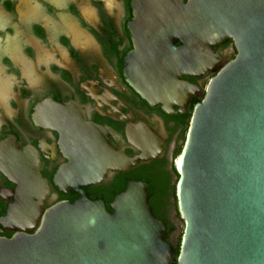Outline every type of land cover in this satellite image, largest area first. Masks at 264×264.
Masks as SVG:
<instances>
[{
  "label": "water",
  "instance_id": "obj_1",
  "mask_svg": "<svg viewBox=\"0 0 264 264\" xmlns=\"http://www.w3.org/2000/svg\"><path fill=\"white\" fill-rule=\"evenodd\" d=\"M131 8L128 82L151 102L199 98L173 161L177 252L148 203L147 183L127 181L111 211L79 190L159 149L130 158L76 103L50 101L38 105L39 116L59 131L70 159L55 181L81 197L45 208L47 182L25 151L10 171L28 210L9 214L22 232L0 238V264H264V0H131ZM228 39L235 55L219 62L212 46ZM208 71L201 95L181 80Z\"/></svg>",
  "mask_w": 264,
  "mask_h": 264
},
{
  "label": "flooded vegetation",
  "instance_id": "obj_2",
  "mask_svg": "<svg viewBox=\"0 0 264 264\" xmlns=\"http://www.w3.org/2000/svg\"><path fill=\"white\" fill-rule=\"evenodd\" d=\"M0 15L10 19L0 28V238L22 232L9 221L10 213L28 210L20 177L10 170L25 151L38 158L47 182L45 208L81 197L74 187L55 181L70 159L59 131L39 116L37 107L45 102L76 103L87 121L105 130L108 145L130 158L159 149L155 158L140 159L125 172L110 170L100 183L80 187L90 200H103L111 211L121 180H135L147 183L149 201V181L157 178L166 181L171 199L177 179L173 161L199 98L151 102L128 82L125 56L134 49L131 0H0ZM212 50L219 62L236 52L230 39ZM212 75L181 80L197 86L201 95ZM30 202L35 210L36 199ZM166 212L177 222L172 207Z\"/></svg>",
  "mask_w": 264,
  "mask_h": 264
},
{
  "label": "trees",
  "instance_id": "obj_3",
  "mask_svg": "<svg viewBox=\"0 0 264 264\" xmlns=\"http://www.w3.org/2000/svg\"><path fill=\"white\" fill-rule=\"evenodd\" d=\"M178 153H176L177 155ZM177 176V174H176ZM167 183L162 178H157L153 181H149V192L152 194V198L148 201L153 214L158 219H161L165 222L166 226L169 228V232L166 235L165 241L168 242L175 248V251L178 250L180 234L182 231V221L179 218L178 212L176 210L175 196L172 192L171 199L166 196L167 193ZM125 187V181L121 180L120 187L117 191L120 192ZM168 207H172L175 212V219L168 216L166 210ZM111 210V209H110ZM179 224H181L179 226Z\"/></svg>",
  "mask_w": 264,
  "mask_h": 264
},
{
  "label": "clouds",
  "instance_id": "obj_4",
  "mask_svg": "<svg viewBox=\"0 0 264 264\" xmlns=\"http://www.w3.org/2000/svg\"><path fill=\"white\" fill-rule=\"evenodd\" d=\"M57 6V5H56ZM38 7V6H37ZM57 7H64V5L62 6H57ZM10 23V19L9 17L7 16H3V15H0V28H4V27H7Z\"/></svg>",
  "mask_w": 264,
  "mask_h": 264
}]
</instances>
